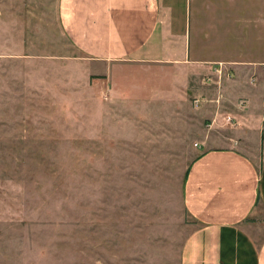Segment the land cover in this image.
<instances>
[{
	"label": "rangeland",
	"instance_id": "rangeland-1",
	"mask_svg": "<svg viewBox=\"0 0 264 264\" xmlns=\"http://www.w3.org/2000/svg\"><path fill=\"white\" fill-rule=\"evenodd\" d=\"M61 1L0 0V264H180L183 179L213 146L194 91L219 63L217 90L264 72V0H175L189 57L216 60L184 70L82 57ZM225 126L260 168L264 123L256 145Z\"/></svg>",
	"mask_w": 264,
	"mask_h": 264
},
{
	"label": "crops",
	"instance_id": "crops-1",
	"mask_svg": "<svg viewBox=\"0 0 264 264\" xmlns=\"http://www.w3.org/2000/svg\"><path fill=\"white\" fill-rule=\"evenodd\" d=\"M60 16L68 42L86 59L181 70L186 69L181 64L216 61L189 57L190 37L186 26L178 25L175 0H62ZM234 70L218 90L205 85L202 77L194 91L200 101L195 108L208 114L207 144L213 146L197 151L183 179V205L196 228L182 247L180 264H264V163L258 168L253 154L229 143L230 136L221 131L228 128L222 119L228 112L237 121L231 130L248 143L259 142L264 72L253 80L241 68ZM204 75H212V66ZM186 82L171 81L170 89L185 88ZM240 100L243 110L235 106Z\"/></svg>",
	"mask_w": 264,
	"mask_h": 264
},
{
	"label": "built area",
	"instance_id": "built-area-1",
	"mask_svg": "<svg viewBox=\"0 0 264 264\" xmlns=\"http://www.w3.org/2000/svg\"><path fill=\"white\" fill-rule=\"evenodd\" d=\"M227 71L228 70L226 69V67H223L221 63L216 64L214 67H212V75L205 76L203 78V83L207 86H212V85L218 86L220 84L222 77L224 76L226 78L229 77V75L225 73ZM220 100H221V97H218L213 101V103L216 105H219ZM199 103L200 101L197 98L193 99V104L195 106L199 105ZM235 106H236V109L243 110L245 107V102L243 100H240L236 103ZM222 119L225 125H230L231 127H235L237 125V121L231 113L225 112Z\"/></svg>",
	"mask_w": 264,
	"mask_h": 264
}]
</instances>
